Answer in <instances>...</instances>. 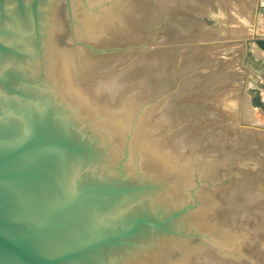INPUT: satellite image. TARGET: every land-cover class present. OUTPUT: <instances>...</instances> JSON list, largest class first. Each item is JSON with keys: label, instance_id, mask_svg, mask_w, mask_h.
<instances>
[{"label": "water", "instance_id": "1", "mask_svg": "<svg viewBox=\"0 0 264 264\" xmlns=\"http://www.w3.org/2000/svg\"><path fill=\"white\" fill-rule=\"evenodd\" d=\"M164 0H0V264H210L221 178L158 97Z\"/></svg>", "mask_w": 264, "mask_h": 264}, {"label": "rangeland", "instance_id": "2", "mask_svg": "<svg viewBox=\"0 0 264 264\" xmlns=\"http://www.w3.org/2000/svg\"><path fill=\"white\" fill-rule=\"evenodd\" d=\"M142 22L158 97L220 176L241 240L210 264H264V0H164Z\"/></svg>", "mask_w": 264, "mask_h": 264}, {"label": "bare ground", "instance_id": "3", "mask_svg": "<svg viewBox=\"0 0 264 264\" xmlns=\"http://www.w3.org/2000/svg\"><path fill=\"white\" fill-rule=\"evenodd\" d=\"M213 101H215V100H213ZM217 101V100H216ZM232 106V105H231ZM244 129V128H243ZM246 129V128H245ZM250 131V130H249ZM251 131H253L252 129H251ZM253 132H255V131H253ZM249 194V193H248ZM247 195V194H246ZM246 197V196H245ZM264 197V196H263ZM248 198V197H247ZM250 198V197H249ZM248 198V199H249ZM252 198V197H251ZM254 198V197H253ZM252 198V199H253ZM263 199V198H262ZM246 200V199H245ZM244 200V201H245ZM262 201V200H261ZM258 203V202H257ZM263 204H264V202H262ZM224 210V209H223ZM264 216V215H263ZM228 222H230V221H228ZM228 222H226V224L228 223ZM240 222V221H239ZM235 224V223H234ZM234 227H236L235 225H234ZM233 227V228H234ZM239 228V227H238ZM241 228V227H240ZM236 230H237V228H235ZM236 233V232H235ZM239 234H232V236L230 235V234H228V233H224V241H225V243L227 242V244H229V245H232L233 243H234V241H237V239L239 238V236H238ZM238 236V237H237ZM241 236V235H240ZM244 236V235H243ZM246 236V235H245ZM245 236H244V238H245ZM242 237V236H241ZM241 239H243V238H241ZM238 241H239V239H238ZM241 241V240H240ZM240 241H239V243H240ZM239 245V244H238Z\"/></svg>", "mask_w": 264, "mask_h": 264}]
</instances>
